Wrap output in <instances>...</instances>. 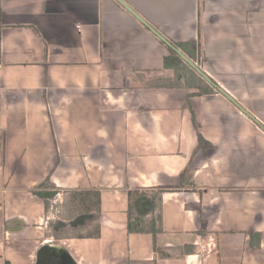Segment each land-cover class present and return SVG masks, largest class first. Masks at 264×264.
<instances>
[{
    "label": "crops",
    "instance_id": "crops-1",
    "mask_svg": "<svg viewBox=\"0 0 264 264\" xmlns=\"http://www.w3.org/2000/svg\"><path fill=\"white\" fill-rule=\"evenodd\" d=\"M121 1L144 22L118 0H0V264L45 246L77 264H264V0ZM151 29L200 44L217 93L178 87ZM95 190L101 235L75 238L65 200ZM130 190L164 191L157 236L128 233Z\"/></svg>",
    "mask_w": 264,
    "mask_h": 264
},
{
    "label": "trees",
    "instance_id": "trees-1",
    "mask_svg": "<svg viewBox=\"0 0 264 264\" xmlns=\"http://www.w3.org/2000/svg\"><path fill=\"white\" fill-rule=\"evenodd\" d=\"M194 63L201 67L206 60L200 44L194 42L173 44ZM169 56L164 59V68L176 73L177 86H189L197 89L195 96L212 95L217 90L190 67L174 50L169 48ZM172 87V85H170ZM194 124L197 127L193 113ZM164 191H154L151 194L140 190L129 191L128 224L129 234H152L157 236L162 232V196ZM47 206L49 204L47 203ZM94 215L97 217L94 218ZM101 215V194L99 191H74L69 194L64 203V220L72 222L81 219L79 233L75 238H99L101 235L99 216ZM151 217V218H149ZM61 223V227L65 223ZM64 227H62L63 229ZM60 228L54 234L59 232ZM58 236V235H57ZM61 239L60 236L57 237ZM156 251H161L155 245ZM128 264H156V261L137 263L129 260Z\"/></svg>",
    "mask_w": 264,
    "mask_h": 264
},
{
    "label": "water",
    "instance_id": "water-1",
    "mask_svg": "<svg viewBox=\"0 0 264 264\" xmlns=\"http://www.w3.org/2000/svg\"><path fill=\"white\" fill-rule=\"evenodd\" d=\"M119 2H121L124 7H126V9H128L132 14H134L139 20H141L142 22H144L134 11H132V9L130 7H128V5H126L124 2H122L121 0H118ZM153 31V33H155L160 40H162L169 48H171L172 50H174L190 67H192L203 79H205L209 84L213 85L216 87V85L212 82V80L210 79V77H208L206 75V73H204V71L196 64L194 63L188 56H186L183 52H181L179 49H177L176 47H174L169 41H167L163 36H161L159 33H157L154 29H151ZM220 90V89H219ZM222 93H224V91L220 90ZM76 222L72 221L68 224L69 226H74ZM47 252V257L49 262H53V264H77L73 258L70 256V254L62 247H52V246H45L42 248V252ZM43 252V253H44ZM43 253H41L40 258H42ZM39 258V259H40ZM38 259V263L40 264V260ZM45 264V263H44Z\"/></svg>",
    "mask_w": 264,
    "mask_h": 264
}]
</instances>
